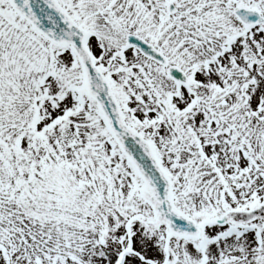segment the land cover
I'll return each instance as SVG.
<instances>
[{"label": "snow or ice", "instance_id": "obj_1", "mask_svg": "<svg viewBox=\"0 0 264 264\" xmlns=\"http://www.w3.org/2000/svg\"><path fill=\"white\" fill-rule=\"evenodd\" d=\"M0 264H264V0H0Z\"/></svg>", "mask_w": 264, "mask_h": 264}]
</instances>
